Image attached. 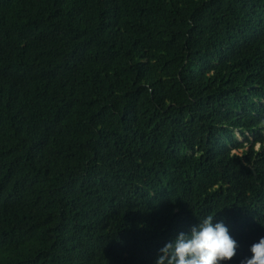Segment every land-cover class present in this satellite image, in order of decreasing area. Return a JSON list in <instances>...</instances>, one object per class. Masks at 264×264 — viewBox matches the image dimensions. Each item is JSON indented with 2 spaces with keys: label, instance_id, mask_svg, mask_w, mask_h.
I'll use <instances>...</instances> for the list:
<instances>
[{
  "label": "trees",
  "instance_id": "obj_1",
  "mask_svg": "<svg viewBox=\"0 0 264 264\" xmlns=\"http://www.w3.org/2000/svg\"><path fill=\"white\" fill-rule=\"evenodd\" d=\"M264 237V0H0V264H155L199 219Z\"/></svg>",
  "mask_w": 264,
  "mask_h": 264
},
{
  "label": "clouds",
  "instance_id": "obj_2",
  "mask_svg": "<svg viewBox=\"0 0 264 264\" xmlns=\"http://www.w3.org/2000/svg\"><path fill=\"white\" fill-rule=\"evenodd\" d=\"M214 216L199 219L190 233L181 232L160 249L155 264H224L236 256L239 247L223 221L214 223ZM250 258L240 264H264V237L250 247Z\"/></svg>",
  "mask_w": 264,
  "mask_h": 264
}]
</instances>
